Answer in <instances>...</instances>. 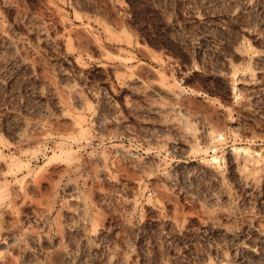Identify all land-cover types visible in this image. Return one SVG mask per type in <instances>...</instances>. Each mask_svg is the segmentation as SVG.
I'll use <instances>...</instances> for the list:
<instances>
[{
  "label": "rangeland",
  "instance_id": "obj_1",
  "mask_svg": "<svg viewBox=\"0 0 264 264\" xmlns=\"http://www.w3.org/2000/svg\"><path fill=\"white\" fill-rule=\"evenodd\" d=\"M0 154V264H264V0H0Z\"/></svg>",
  "mask_w": 264,
  "mask_h": 264
},
{
  "label": "bare ground",
  "instance_id": "obj_2",
  "mask_svg": "<svg viewBox=\"0 0 264 264\" xmlns=\"http://www.w3.org/2000/svg\"><path fill=\"white\" fill-rule=\"evenodd\" d=\"M135 82H139V83H144V81L140 78V77H136L134 79ZM125 83H129V80H126L124 77H120L118 75H115L114 79L112 80L111 86L114 85H118V84H125ZM151 91H159L160 89L155 86V85H151ZM77 94V93H76ZM75 100L76 101H82L80 95H75ZM149 105V104H148ZM150 110L153 113H158L161 114L163 112V109L158 107V106H153L150 105ZM74 126L76 128H78V130L82 129L81 124L77 121L74 120ZM173 127H175V125H172ZM177 129V127L175 128ZM186 136V135H185ZM190 137V136H188ZM24 141L23 139H18L17 144L13 145L14 149L18 152H21L23 146H24ZM2 155L0 154V161H3V168L0 170V175L1 174H7L10 175L12 177V187H13V191H14V200L17 202H21L22 204H29L31 203V198H28V193H27V188L30 189H37L39 188L40 182L35 179L34 177L30 176V171L31 170H26L28 169V165L26 163H24L23 161H19L16 158H11L9 161L6 160H2ZM66 158L68 159L65 167H64V171L65 172H70V173H74L77 171L79 165H77V159L75 156H66ZM245 155L243 154L242 158H241V162L243 163V168H245V170L240 171V178L242 180V182L247 185L249 183H252L255 178L250 177L251 175H249V173L246 172V168H248V165L245 166ZM25 171V172H24ZM21 174V175H20ZM109 175V171L104 167V165H102L99 168H96L93 170V176L95 178H99V176H108ZM165 176V175H163ZM162 176V177H163ZM4 194V193H3ZM5 195V194H4ZM82 198H84L83 200H80L78 198H76L77 203H78V207L73 210V211H69V216L72 217L73 221L71 224V231L75 234L80 235L81 239L86 241L88 240L93 233L95 232V223L94 220H90L89 223L87 224L84 219L82 218L83 213H86L85 210L87 211V209L85 208V197L82 196ZM138 200H137V196H133L132 198H130L129 200H127V205L128 208H130L132 212H134V208L137 204ZM87 206V204H86ZM92 211H94L95 207H91ZM0 210H2L3 212L7 213V214H12V208L10 206V203L8 200H1L0 201ZM134 214V213H133ZM85 215V214H84ZM207 217L209 219H211V215H207ZM213 218L211 219V222L213 223ZM258 237L263 238L264 237V228H258ZM248 247V246H247ZM249 249H252V247L249 245L248 247ZM207 264H212L211 262H208ZM219 264H227L226 263V258L223 255V257H221L220 259V263Z\"/></svg>",
  "mask_w": 264,
  "mask_h": 264
}]
</instances>
